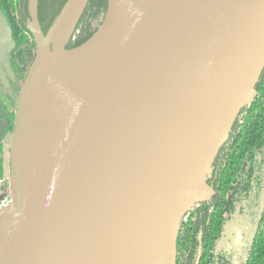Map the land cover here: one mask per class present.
Segmentation results:
<instances>
[{"label":"water","instance_id":"1","mask_svg":"<svg viewBox=\"0 0 264 264\" xmlns=\"http://www.w3.org/2000/svg\"><path fill=\"white\" fill-rule=\"evenodd\" d=\"M87 2L70 0L45 34L29 0L37 55L17 104L0 264H62L93 229L128 237L131 264H176L182 222L214 194V162L258 95L264 0H109L95 33L67 48ZM15 45L0 11L6 86ZM147 169L139 200L86 211L116 176Z\"/></svg>","mask_w":264,"mask_h":264},{"label":"trees","instance_id":"2","mask_svg":"<svg viewBox=\"0 0 264 264\" xmlns=\"http://www.w3.org/2000/svg\"><path fill=\"white\" fill-rule=\"evenodd\" d=\"M70 0H38V19L47 34L58 22ZM109 0H88L66 47L72 48L89 39L103 22ZM0 11L12 28L16 45L2 67L9 85L0 79V102L8 116L0 134V179L5 178L4 145L13 133L22 85L37 55V44L28 28L29 0H0ZM5 61L9 62L7 67ZM12 72V75L10 74ZM258 95L240 112L230 136L214 162L208 183L212 197L196 204L185 216L177 240L176 264H230L224 252L216 251L227 215L238 205L258 207V224L244 264H264V70L257 84Z\"/></svg>","mask_w":264,"mask_h":264},{"label":"bare ground","instance_id":"3","mask_svg":"<svg viewBox=\"0 0 264 264\" xmlns=\"http://www.w3.org/2000/svg\"><path fill=\"white\" fill-rule=\"evenodd\" d=\"M32 2L35 10V0ZM150 171L147 169L116 176L89 196L86 211L103 216L139 200L146 189ZM121 222L124 226L125 220ZM101 233L99 229L86 232L78 240L77 248L65 254L62 264H131L132 258L126 255L128 237L116 235L103 240L100 239Z\"/></svg>","mask_w":264,"mask_h":264},{"label":"rangeland","instance_id":"4","mask_svg":"<svg viewBox=\"0 0 264 264\" xmlns=\"http://www.w3.org/2000/svg\"><path fill=\"white\" fill-rule=\"evenodd\" d=\"M12 135L9 133L5 140L4 156L6 162L5 178L0 180V202L2 199L11 196V154L10 148ZM238 205L236 210L227 215L226 226L222 236L218 239L216 251H226L232 258V264H243L246 258L248 247L252 240L254 231L258 224V215L253 209L245 206L244 209Z\"/></svg>","mask_w":264,"mask_h":264},{"label":"flooded vegetation","instance_id":"5","mask_svg":"<svg viewBox=\"0 0 264 264\" xmlns=\"http://www.w3.org/2000/svg\"><path fill=\"white\" fill-rule=\"evenodd\" d=\"M4 69V71H5V73H6V70H5V68H3ZM10 74L12 75V72H10ZM6 76H7V74H6ZM7 79H8V77H7ZM8 81H9V79H8ZM5 85V84H4ZM9 85V84H8ZM7 85V86H8ZM6 86V85H5ZM6 86V87H7ZM0 105H1V108L3 109V111H0L1 112V114H0V118H1V120H0V134L4 131V128L5 127H7V123H8V116H7V111H6V108H5V106H3L2 105V103L0 102ZM4 154H5V152H4ZM5 168H6V162H5ZM5 171H6V169H5ZM6 173V172H5ZM0 180H3V179H0ZM247 207H249L250 209H253V213H256L257 215H258V220H259V211H260V209L258 208V207H256V208H254V207H252V206H247ZM256 230V229H255ZM254 233H255V231H254ZM253 236H254V234H253ZM253 238V237H252ZM250 245H251V242H250ZM250 245H249V247H250ZM249 247H248V249H249ZM219 252H224V254L227 256V258L230 260V264H232V258H231V256L229 255V253H227L226 251H224V250H222V251H219ZM247 253H248V251H247ZM246 259V258H245ZM245 261V260H244ZM244 261H243V264H244Z\"/></svg>","mask_w":264,"mask_h":264},{"label":"built area","instance_id":"6","mask_svg":"<svg viewBox=\"0 0 264 264\" xmlns=\"http://www.w3.org/2000/svg\"><path fill=\"white\" fill-rule=\"evenodd\" d=\"M10 201H11V196H10V197L8 196V197L2 199V201L0 202V210H1L4 206L8 205V204L10 203Z\"/></svg>","mask_w":264,"mask_h":264}]
</instances>
